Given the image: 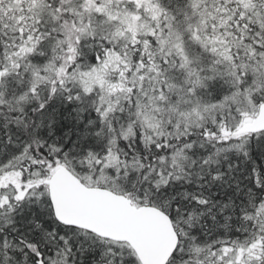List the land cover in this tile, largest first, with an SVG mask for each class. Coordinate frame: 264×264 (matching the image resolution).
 I'll list each match as a JSON object with an SVG mask.
<instances>
[{
	"label": "snow or ice",
	"instance_id": "obj_1",
	"mask_svg": "<svg viewBox=\"0 0 264 264\" xmlns=\"http://www.w3.org/2000/svg\"><path fill=\"white\" fill-rule=\"evenodd\" d=\"M0 264H264V0H0Z\"/></svg>",
	"mask_w": 264,
	"mask_h": 264
}]
</instances>
